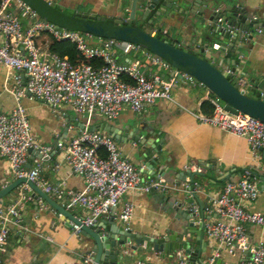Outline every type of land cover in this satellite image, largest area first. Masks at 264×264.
<instances>
[{
    "label": "crops",
    "instance_id": "obj_1",
    "mask_svg": "<svg viewBox=\"0 0 264 264\" xmlns=\"http://www.w3.org/2000/svg\"><path fill=\"white\" fill-rule=\"evenodd\" d=\"M48 1L53 9L63 14L73 16L75 13H81L106 17L109 20L120 19L128 25L140 26L147 32L159 35L170 42H176L177 46L187 47L194 52H198L201 48L197 44H191V37L178 12H172L174 19L165 22L156 16L163 0H160L146 17L144 10L147 6L139 0L134 21L130 20L131 0ZM239 2L243 9L259 8L264 11V0H239ZM175 5L181 7V0H175ZM12 12L19 17L23 29L32 24V20L23 17L19 9L12 8ZM87 42L91 46L103 47L107 39L88 36ZM35 43L41 51L50 52L49 35L40 34L35 39ZM219 43L220 41L217 40L209 45L206 48V55L210 56V51L216 50L213 45ZM238 46H242V54L230 56L231 60L236 61V70L264 75V29L253 33L252 41L248 45L239 43ZM122 49V44L114 48L116 61L121 64L139 62L146 74H159L165 81H171L172 100H158L138 113L125 107L118 118L109 121L98 115L91 118L79 116L69 105H62L55 110L40 100L23 98L19 103L27 112L35 142L40 146L51 148L42 159L31 158L28 153L27 168L33 167L34 161L38 159L43 167L41 175L49 184L59 186L65 191L81 192L85 185L65 163L64 148L82 129H91V131L94 129L96 132L109 136H112L111 133L101 130L113 129L119 139L114 140L121 156L140 171L143 182L157 179L158 172L161 170L160 178L165 183V187L172 191L176 189L175 183L182 182V174H193V181L197 185L194 189L196 197L193 198L187 194L193 208H198L199 203L209 206L214 199L218 198L224 186L229 182H237L245 170L252 172L261 190L264 185V148L262 151H254L244 138L200 122L199 116L207 115L208 112V109L202 108V104L210 103V100L214 98L212 93L203 85L189 84L174 68L163 70L152 64L146 58L149 51L142 47L127 53H124ZM218 65L223 71L226 70L225 59ZM17 77L24 85L26 77L22 72L0 66V112L2 113L8 114L17 106L15 101V91L19 87L15 80ZM142 124H153L158 134L152 137L140 132L141 137L138 141L129 140L126 134L131 126ZM178 134H182L180 141L173 138ZM59 144L62 145L61 148L58 147ZM152 147H155L158 152L155 153ZM154 156L160 157L161 161L159 165L153 166L154 175L151 176L152 169L146 166ZM15 180L6 159L0 158V189ZM23 187V184L18 187L16 196L8 195L1 199L0 208L5 209L12 205ZM152 193V191L129 192L123 197L122 203L127 202L134 206L133 216L124 227L138 234L153 236L163 233L170 226L171 215L167 214L163 205L153 199ZM48 196L60 203L57 197ZM241 203L247 211L264 215L263 190L254 201L243 200ZM121 206L120 204L113 209V213L118 215ZM68 211L75 217L86 215L80 208ZM17 213V217L8 223L9 233L2 254V264H83L86 257L91 259V251L80 234L74 233L71 228L65 226L59 214L48 205L42 204L39 199L34 200L31 197L18 208ZM205 215L210 217L209 220H205V223L226 221L214 213L208 214L205 211ZM103 220L106 219L101 218L97 225ZM116 222L123 225L119 221ZM198 224L200 220L196 218L195 225ZM108 228L109 226L100 231L105 235ZM246 234L250 245L264 243L263 228L249 225L246 227ZM192 237L195 239L196 235L193 234ZM199 240V248L203 250V253L221 258V264H239L247 255L240 247H220L207 237L204 230ZM123 254L118 264H176L183 259L179 254L177 258L163 257L159 252L148 251L140 246L136 251L127 248Z\"/></svg>",
    "mask_w": 264,
    "mask_h": 264
},
{
    "label": "built area",
    "instance_id": "obj_2",
    "mask_svg": "<svg viewBox=\"0 0 264 264\" xmlns=\"http://www.w3.org/2000/svg\"><path fill=\"white\" fill-rule=\"evenodd\" d=\"M46 1L50 5V1ZM12 8L19 9L23 17L32 20V24L23 29ZM40 34H47L56 41L71 42L84 59H101L102 66L73 65L65 57L41 51L35 43ZM88 36L39 19L23 0H0V66L22 72L26 77L24 85L19 77L15 79L19 86L15 91L17 106L8 114L0 112V158L6 159L15 179L25 178L45 194L57 197L66 210L82 209L86 215L77 218L83 226L93 228L101 218L115 219L127 225L134 210L133 204L122 203L127 193L162 191L166 187L160 177L143 182L140 171L121 156L111 136L82 129L64 148L65 163L85 185L81 192L65 191L49 184L41 175L43 167L38 159L33 167L27 168L30 148L40 149L42 155H46L51 148L35 142L27 112L19 103L23 98L40 100L55 110L69 105L79 116L91 118L98 115L109 121L118 118L125 107L138 113L158 100H172L171 81H165L159 74H146L139 62L121 64L116 61V46L122 44L123 52L127 53L141 48L139 45L107 39L103 47H95L87 42ZM213 47L218 49L219 45L214 44ZM146 58L163 70L172 68L150 52ZM225 72L231 73L230 70ZM178 73L189 84H200L192 76L181 71ZM123 76L128 77V81ZM210 104L213 112L199 116L201 123L244 138L254 151L264 148L262 121L246 114H230L216 97L210 100ZM29 192L30 189L24 185L12 205L0 208V264L9 233L8 223L17 217L18 208L31 199L27 195ZM261 192L252 172L245 170L237 182L227 183L218 198L205 209L206 213H214L226 220L206 222L205 234L220 247L237 244L247 253L239 264H264V243L252 246L246 234L249 225L264 229V215L247 211L241 203L243 200L254 201ZM120 204V213L116 215L113 209ZM72 230L78 234L80 227L73 224ZM90 261L86 257L83 264ZM176 264H186V261L183 258Z\"/></svg>",
    "mask_w": 264,
    "mask_h": 264
},
{
    "label": "water",
    "instance_id": "obj_3",
    "mask_svg": "<svg viewBox=\"0 0 264 264\" xmlns=\"http://www.w3.org/2000/svg\"><path fill=\"white\" fill-rule=\"evenodd\" d=\"M23 1L37 13L39 19L44 18L56 26L102 39L139 45L160 57L172 68L192 76L222 103L225 111L233 115L246 114L264 123V75L238 71L236 61L230 58L231 54L237 56L242 54V46L239 47V43L248 45L252 41L253 33L264 29V11L259 8L243 9L239 0H181V7L175 5V0H163L156 16L165 22L174 19L172 12H178L191 37V44L201 46L198 52H194L187 47L177 46L176 42L147 32L140 26L128 25L120 19L109 20L106 17L81 13L70 16L56 11L46 0ZM159 1L141 0L147 6L144 10L145 17ZM138 2L139 0H131V21L135 19ZM217 40L220 41L217 44L219 48L214 52L210 51V56H207L206 48ZM224 59L225 68L231 71L230 74L218 65ZM101 131L111 133L113 139L119 140L113 129ZM140 132L152 137L158 134L153 124H142L131 126L126 137L131 141H138L141 137ZM152 148L155 153L158 152L155 147ZM259 150L262 151L263 148ZM28 153L31 158H43L40 149L30 148ZM160 161L158 156L150 159L146 167L152 169L151 176L154 175L153 166L159 165ZM182 175V182L175 183L176 189L171 191L166 187L162 191H152L153 199L163 205L172 220L163 233L153 236L135 233L130 228L117 224L115 219L103 220L101 224L93 227L94 229L85 227L77 217L25 178L16 179L1 188L0 200L8 195L16 196L18 187L26 185L30 189L28 195L34 200L39 199L42 204L48 205L58 213L65 226L72 229V225L75 224L80 227L79 234L91 251L89 264H118L125 249L136 251L138 246L148 251L159 252L163 257L177 258L179 254L185 259L186 264H221V258L207 255L199 248V238L204 230L205 220L210 218L205 215L207 204L199 203L198 208L191 207L187 194L195 198L194 189L197 185L193 181V174ZM158 176L162 177L161 170ZM261 190H264V185ZM196 218L200 220L198 225H195ZM107 226L108 232L104 235L100 229L105 230ZM193 234L196 235L195 239L192 237ZM233 246L239 247L237 244Z\"/></svg>",
    "mask_w": 264,
    "mask_h": 264
},
{
    "label": "trees",
    "instance_id": "obj_4",
    "mask_svg": "<svg viewBox=\"0 0 264 264\" xmlns=\"http://www.w3.org/2000/svg\"><path fill=\"white\" fill-rule=\"evenodd\" d=\"M157 36H159V35H157ZM49 51L51 53H55V54L59 55L60 57L67 58L69 60V62H71L73 65L84 63V64H89L93 67L102 66L101 59H98V58L91 59V60L84 59L79 54V52L76 50L75 45L69 41H65V40L56 41V40L51 38V44H50ZM123 79L128 81V77H126V76H123ZM202 108L208 109L207 115H210L213 112V106L208 102L202 104Z\"/></svg>",
    "mask_w": 264,
    "mask_h": 264
},
{
    "label": "clouds",
    "instance_id": "obj_5",
    "mask_svg": "<svg viewBox=\"0 0 264 264\" xmlns=\"http://www.w3.org/2000/svg\"><path fill=\"white\" fill-rule=\"evenodd\" d=\"M181 135L182 134H178V135H174V139H176L177 141H180L181 140Z\"/></svg>",
    "mask_w": 264,
    "mask_h": 264
}]
</instances>
